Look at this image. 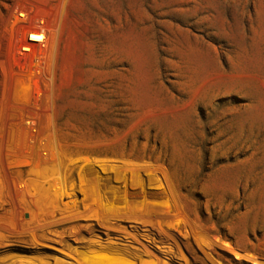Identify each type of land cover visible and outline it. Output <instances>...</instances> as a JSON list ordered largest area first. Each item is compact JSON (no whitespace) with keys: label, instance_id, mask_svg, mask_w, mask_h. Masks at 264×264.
Wrapping results in <instances>:
<instances>
[{"label":"rangeland","instance_id":"rangeland-1","mask_svg":"<svg viewBox=\"0 0 264 264\" xmlns=\"http://www.w3.org/2000/svg\"><path fill=\"white\" fill-rule=\"evenodd\" d=\"M0 264H264V0H0Z\"/></svg>","mask_w":264,"mask_h":264}]
</instances>
